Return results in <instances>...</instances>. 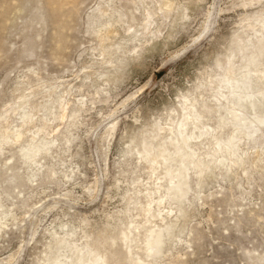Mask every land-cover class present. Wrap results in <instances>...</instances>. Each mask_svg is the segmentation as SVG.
Returning a JSON list of instances; mask_svg holds the SVG:
<instances>
[{
	"label": "rangeland",
	"instance_id": "1",
	"mask_svg": "<svg viewBox=\"0 0 264 264\" xmlns=\"http://www.w3.org/2000/svg\"><path fill=\"white\" fill-rule=\"evenodd\" d=\"M256 41L264 0H0V264H264Z\"/></svg>",
	"mask_w": 264,
	"mask_h": 264
},
{
	"label": "bare ground",
	"instance_id": "2",
	"mask_svg": "<svg viewBox=\"0 0 264 264\" xmlns=\"http://www.w3.org/2000/svg\"><path fill=\"white\" fill-rule=\"evenodd\" d=\"M241 42L236 44V48L243 52V50H246V47H245L244 43H241ZM263 50H264V46H261L260 41H258L256 44L253 45V47L250 50H248L249 52H248L247 56H245L243 54L239 57V58H244V61H243V69H244L243 72H244V74L241 76V78L239 77L237 80L232 79V80H234L233 83L235 86V90H234V94H233L234 95L233 96V99H234L233 104H234V106H236V108L232 111H227L226 109H223L226 112H228L232 121L237 123L238 126H237L236 133H244L247 136L249 135V132H250L249 127L251 126L252 123H251V121H249L246 118L245 112L253 113L254 117H257L256 121L258 122V125L264 123V112L261 113L262 109H264V86L259 84L258 85L259 88L256 89V87L252 84V81H251V79L247 73L248 69L251 68L253 64H255L257 57L259 55H261ZM228 67L229 68H227V70L228 69L231 70V65H229ZM222 114H224V113H222ZM225 115L226 114L221 116V120L223 118L225 119V117H226ZM174 128H176V129L178 128V131H180L181 124L175 125ZM253 133L254 132L251 131V135ZM13 134L16 136V139H17L18 137H20L21 131L15 130V131H13ZM233 137L235 138V136H232V139H234ZM187 140H188V138L186 137L184 139V142ZM230 140H231V138H230ZM233 143L234 142H232V144ZM38 144H35V143L32 145L30 144L31 146L29 149L27 148L26 151L21 150V151H23L22 155L24 157H27L28 159H31V157H32L31 153H33L35 151L34 149L39 148ZM143 149L144 150H142L140 152L144 151L148 155V148L145 144H144ZM166 149H167V146L161 148V152H162L161 154H163V152ZM174 154H176V152ZM174 154H165V155H167L170 158V157H174L175 156ZM177 157H179V163H180V166L178 167L177 174H176L177 179H176L174 185L169 187V190L171 191V193L173 195H175V197H177L178 201L181 202L185 196V193H186L185 187L187 184V182H186L187 178H186V173H185V167H186V163H187V155H184V156L178 155ZM158 163H160V165L162 166L161 162H158ZM164 233H165V229H158L156 231H151L150 239H148V241H147V246L150 247V249L155 248L156 252L157 251L159 252L160 248H161V244L164 241V235H166ZM125 236L126 235L124 233L123 238H125ZM114 240H115V238H112L110 241L113 242ZM97 256L98 255L95 254L94 257H92L89 260L94 262L96 260ZM101 257L104 258L103 260H105V262L108 261V258H109L108 253H103L101 255ZM87 262L88 261L82 262V263L85 264ZM55 263H60V261L57 259L55 261Z\"/></svg>",
	"mask_w": 264,
	"mask_h": 264
},
{
	"label": "snow or ice",
	"instance_id": "3",
	"mask_svg": "<svg viewBox=\"0 0 264 264\" xmlns=\"http://www.w3.org/2000/svg\"><path fill=\"white\" fill-rule=\"evenodd\" d=\"M260 83H261L262 86H264V73H261Z\"/></svg>",
	"mask_w": 264,
	"mask_h": 264
}]
</instances>
